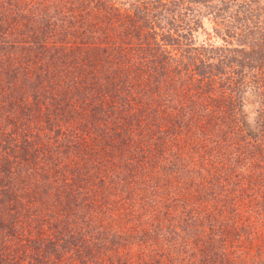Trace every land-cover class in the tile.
Listing matches in <instances>:
<instances>
[{
    "label": "trees",
    "instance_id": "obj_1",
    "mask_svg": "<svg viewBox=\"0 0 264 264\" xmlns=\"http://www.w3.org/2000/svg\"><path fill=\"white\" fill-rule=\"evenodd\" d=\"M0 264H264V0H0Z\"/></svg>",
    "mask_w": 264,
    "mask_h": 264
},
{
    "label": "rangeland",
    "instance_id": "obj_2",
    "mask_svg": "<svg viewBox=\"0 0 264 264\" xmlns=\"http://www.w3.org/2000/svg\"><path fill=\"white\" fill-rule=\"evenodd\" d=\"M131 0H129L130 2ZM262 5V4H261ZM263 7V6H262ZM201 30L200 34L202 32V37L203 40L206 43L207 46V50L208 52H210V55H214L213 57V61H215L216 63L221 61L220 57H223V53L225 52L224 50H222V47H226V48H231L234 49V44L233 43H227L226 41L222 40V35H219V31H224L223 29L220 28V26L216 25L213 23V21H211V18H205L203 19L202 23H201ZM218 29V30H215ZM221 29V30H219ZM215 50H219L218 53L215 52ZM242 52L238 53V55L235 53L234 50H232L231 52H228V55H241L240 57L236 58V59H242L243 55L241 54ZM230 57V58H231ZM229 58V59H230ZM231 67L232 68H238V63L234 62L231 63ZM229 70V69H228ZM228 73H230L229 71H227ZM262 101L261 97H257V95H254L253 93L249 94V97L247 98V101H245V114L248 117L249 121L247 123V125L249 126V128H254L255 123L254 122V118L257 116L258 111H259V105L260 102ZM257 245V243H256ZM261 243L258 244V246H260Z\"/></svg>",
    "mask_w": 264,
    "mask_h": 264
}]
</instances>
